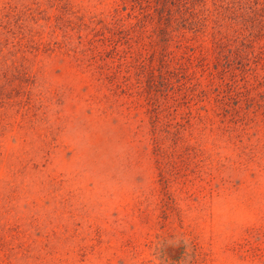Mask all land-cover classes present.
Instances as JSON below:
<instances>
[{
	"label": "rangeland",
	"instance_id": "rangeland-1",
	"mask_svg": "<svg viewBox=\"0 0 264 264\" xmlns=\"http://www.w3.org/2000/svg\"><path fill=\"white\" fill-rule=\"evenodd\" d=\"M0 264H264V0H0Z\"/></svg>",
	"mask_w": 264,
	"mask_h": 264
},
{
	"label": "trees",
	"instance_id": "trees-1",
	"mask_svg": "<svg viewBox=\"0 0 264 264\" xmlns=\"http://www.w3.org/2000/svg\"><path fill=\"white\" fill-rule=\"evenodd\" d=\"M165 2H166V0H165ZM181 2H183L185 5L186 0H177V4H180ZM102 40L105 41V43L109 42L110 44H112L111 49H109L110 51H112V53L109 56L113 57V58L117 57V59H118L116 65H115L114 71L109 72V70L111 68H113V66L108 64L105 61V57L103 56L102 51H100V50L95 51V49H94L93 53L90 54L92 51V47L87 49V51H89L87 54H85V50H84V52L82 51L86 55L85 57H87V59H86V61L88 62L87 65L95 66L96 68L100 69L101 74H103V73L106 74L105 79H106V81L108 80L107 81L108 86L115 87V89H112V92L114 94L123 95V94L127 93L125 86H128V90H130V91L127 94H129V96H133L136 94H138V95L142 94V95L146 96L148 101L154 100V102H156L155 100H157V99L154 98L150 94L152 91V89L150 88L151 85L148 87L149 91L146 93L143 91H138V90L133 92L132 88L130 89V86H133V84L129 82L128 73H129V70L133 67V64H135V62L137 61L136 56L134 54L135 52L131 49L132 47H131L130 42L127 43L125 41V43L127 44V48L122 52L118 48V44H119L118 41L114 40L112 38V36L104 35V38ZM107 52H109V51H107ZM99 61H100V63H97ZM161 62L164 63L165 68H168V66H169L168 60L164 59ZM97 65H98V67H97ZM123 69H126L125 73L122 72ZM165 72H163V73H165ZM153 108H154V110H157V108H158L157 104L153 105Z\"/></svg>",
	"mask_w": 264,
	"mask_h": 264
}]
</instances>
